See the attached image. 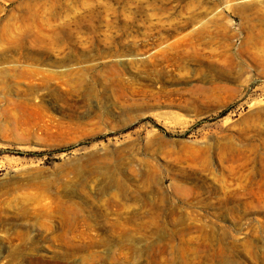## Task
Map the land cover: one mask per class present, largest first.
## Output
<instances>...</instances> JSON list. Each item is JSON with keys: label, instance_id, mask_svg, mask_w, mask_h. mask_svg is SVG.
<instances>
[{"label": "rangeland", "instance_id": "1", "mask_svg": "<svg viewBox=\"0 0 264 264\" xmlns=\"http://www.w3.org/2000/svg\"><path fill=\"white\" fill-rule=\"evenodd\" d=\"M0 264H264V0H0Z\"/></svg>", "mask_w": 264, "mask_h": 264}]
</instances>
